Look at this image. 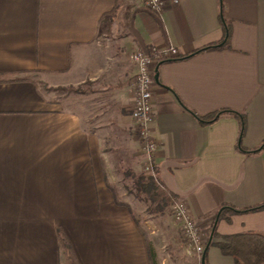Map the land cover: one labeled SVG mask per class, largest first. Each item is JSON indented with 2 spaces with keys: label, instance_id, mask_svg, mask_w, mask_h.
<instances>
[{
  "label": "crops",
  "instance_id": "obj_1",
  "mask_svg": "<svg viewBox=\"0 0 264 264\" xmlns=\"http://www.w3.org/2000/svg\"><path fill=\"white\" fill-rule=\"evenodd\" d=\"M223 18L228 44L197 52L224 44ZM152 46L180 52L157 64L151 133L161 186L201 223L206 241L223 204L264 202V149H239L232 115L205 125L193 114L245 113L242 146L264 142V0H180L161 14L141 0H0V264H61L60 229L81 264H151V241L117 201L112 167L118 148L141 152L131 54ZM228 215L213 241L264 233V209ZM206 254L207 264H236L216 245ZM175 259L157 253L160 264Z\"/></svg>",
  "mask_w": 264,
  "mask_h": 264
},
{
  "label": "trees",
  "instance_id": "obj_2",
  "mask_svg": "<svg viewBox=\"0 0 264 264\" xmlns=\"http://www.w3.org/2000/svg\"><path fill=\"white\" fill-rule=\"evenodd\" d=\"M109 19V17L106 18V16H104L102 18V21ZM223 24L224 44L206 46L205 48L199 49L197 52L207 49L220 48L228 44L231 36V27L224 18ZM193 114L199 119L202 124L205 125L212 124L225 115H232L238 118L240 123V135L238 140L239 149L247 153H259L264 149V142L253 150H247L242 146L241 142L244 137L247 126L245 113L237 112L230 109H223L202 116L196 113ZM126 174L132 177V187L133 191H135L136 196L139 197L140 200L148 204L150 207H155V210H157V212H164L165 210H167L168 207L171 208L175 200H178V196L176 194L167 191L161 186L157 175L148 173L145 170H142L141 172H135V170L133 169H128L126 171ZM117 201L119 203H123L119 201L118 197ZM259 209H264V202L257 206L248 207L244 209H238L231 204L225 203L214 214L212 227L214 226L218 215L219 218L225 217L229 219V213L253 211ZM58 236L61 251V264H81L75 253L72 242L66 232L60 229L58 232ZM217 236V227H215V230L213 232V238ZM208 242L209 241H206V246ZM210 245H216L221 249L223 254L232 256L235 259L236 264H264V233L262 232L251 231L226 235L223 236V239L221 241L212 240ZM149 254L151 258V264H160L157 260V253L151 242H149Z\"/></svg>",
  "mask_w": 264,
  "mask_h": 264
},
{
  "label": "built area",
  "instance_id": "obj_3",
  "mask_svg": "<svg viewBox=\"0 0 264 264\" xmlns=\"http://www.w3.org/2000/svg\"><path fill=\"white\" fill-rule=\"evenodd\" d=\"M141 1L152 13L161 14L171 4H177L180 0ZM179 56L180 52L175 46L167 48L152 46L147 51L136 50L131 54V60L136 65L137 71L133 83L135 96L130 106V112L134 122V131L147 158L146 171L153 175H156L153 162L158 149V143L152 138L151 133V125L155 119V72L160 61L175 59ZM172 215L175 222L179 224L185 239L186 253L196 256L199 264H202L206 238L201 223L191 216L187 206L180 200L173 202Z\"/></svg>",
  "mask_w": 264,
  "mask_h": 264
},
{
  "label": "rangeland",
  "instance_id": "obj_4",
  "mask_svg": "<svg viewBox=\"0 0 264 264\" xmlns=\"http://www.w3.org/2000/svg\"><path fill=\"white\" fill-rule=\"evenodd\" d=\"M71 89L73 88L67 89L70 98L69 101L73 105L75 104V106H80L79 103H82V97L80 98L76 93H73ZM118 149L116 157L120 160L116 164H113L114 167H112V182L118 198L130 208L134 218L139 223L145 235L153 243L160 257L167 256V252H171L177 258L175 259L176 264H193V260L185 251L178 250L177 245L179 244L180 246L181 244L174 237L177 235V232L171 210L172 206L171 208L168 207L164 212H157L155 207H150L140 200L136 196L135 191H133L132 177L127 175L126 171L128 169H133L135 172L146 170V164L144 165L140 154L141 152L144 154L141 147L140 153L133 152L129 146H122ZM197 262L199 263L198 258Z\"/></svg>",
  "mask_w": 264,
  "mask_h": 264
},
{
  "label": "water",
  "instance_id": "obj_5",
  "mask_svg": "<svg viewBox=\"0 0 264 264\" xmlns=\"http://www.w3.org/2000/svg\"><path fill=\"white\" fill-rule=\"evenodd\" d=\"M155 80H156V82L159 81L158 67L156 68V72H155ZM218 219H219V215H218L217 218H216V222H215V225H214L213 231H212V233H211L210 240H209V242H208V244H207V246H206V249H205V251H204V253H203V256H202V264H206V252H207V249H208V247H209V245H210V243H211V241H212V238H213V232H214L215 227H216V225H217Z\"/></svg>",
  "mask_w": 264,
  "mask_h": 264
}]
</instances>
